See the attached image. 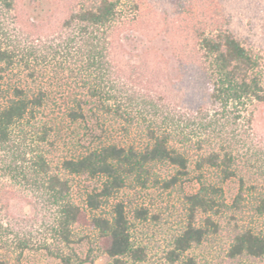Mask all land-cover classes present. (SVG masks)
Segmentation results:
<instances>
[{
	"label": "trees",
	"instance_id": "trees-1",
	"mask_svg": "<svg viewBox=\"0 0 264 264\" xmlns=\"http://www.w3.org/2000/svg\"><path fill=\"white\" fill-rule=\"evenodd\" d=\"M174 1L181 15L193 17L194 0ZM143 4L142 0H0V81L16 68L27 69L31 79L40 77L35 47L16 45L11 35H20L24 41L57 37L62 42L61 64L68 65L80 91L69 111L71 120L97 118L99 113L116 116L129 128H142L148 139L142 149L101 144L65 159L61 171L101 182L81 206L73 197L70 181L53 170L49 158L51 130L37 118L45 105V91L29 94L14 86L9 96L3 97L0 91V178L25 182L33 191L37 217L52 216L46 225L49 238L42 248L62 264H75L76 229L80 228L94 233V245L85 262L93 264L98 255L105 254L112 264H141L147 251L134 241L125 203H115L108 214L100 211L128 187L147 189L160 183L155 174L159 166L175 168L176 174L163 182L164 189L175 188L190 174L188 152L194 148L202 153L196 169L216 170L218 181L200 178L198 191L185 196L188 219L173 239L168 260L172 264L181 261L209 237L228 230L225 264L261 262L264 234L238 223L246 201L244 183L232 205L223 188L236 176V131L243 124L250 126V108L264 103L261 57L230 31L223 14L212 9L210 19L193 25L192 35L184 41L170 39L174 52L162 53L164 84L155 89L135 59L153 49L138 35L137 13ZM118 84L129 88L126 95L117 90ZM154 89L155 97L151 94ZM176 98L201 121L204 133L197 141L176 126L171 114ZM159 111L166 113L161 124L147 117L146 113L158 116ZM29 133L35 138L31 149L23 142ZM257 210L264 215V200ZM133 213L137 220L149 219L146 208Z\"/></svg>",
	"mask_w": 264,
	"mask_h": 264
},
{
	"label": "rangeland",
	"instance_id": "rangeland-1",
	"mask_svg": "<svg viewBox=\"0 0 264 264\" xmlns=\"http://www.w3.org/2000/svg\"><path fill=\"white\" fill-rule=\"evenodd\" d=\"M142 1L144 4L137 13L140 20L138 35H143L145 38L140 37L146 40V47L153 49L142 52V57L135 59L137 64L144 67L155 89L164 84L165 58L162 53L172 55L174 52L169 46L170 39H174V42L184 41L188 35H192L193 25L210 19L212 9L223 14L230 22V31L247 48L261 57L264 83V0H194L193 17L181 15L174 0ZM11 36L16 45L35 47L39 58L37 68L40 77L31 79L27 69L16 68L4 76V81H0V91L3 97L9 96L14 86L23 87L29 94L39 90L45 91V105L39 110L37 118L51 130L49 142L53 145L47 149L53 170L70 181L75 201L85 206L87 194L101 187L100 180L66 174L60 169L62 162L83 155L101 144L134 145L142 149L148 143L146 132L137 125L133 128L127 127L126 123L116 116L101 113L97 118L90 116L87 120L72 121L69 111L80 91L76 89L75 77L68 65L61 64V40L57 37L56 40L52 37H32L24 41L20 35ZM20 40L23 41L22 44ZM72 68L76 71L75 65ZM129 85L132 87V84ZM116 86L123 95L127 94L129 88L126 85ZM184 88L188 90V87ZM155 89L151 93L154 97L158 95ZM2 94L0 92V95ZM136 106L139 108L137 103ZM172 106L171 114L176 126L197 141L204 133L201 121L195 113L181 105L179 98H176ZM250 110L252 124H243L240 130L236 131V176L228 180L223 188L227 203L232 205L244 183L246 201L238 223L240 226L253 227L264 234V215L260 216L257 210L261 200H264V103L256 104ZM163 113L165 112L159 111L158 116L153 112L146 114L149 119L153 118L161 124L166 117V113ZM34 141L32 133L23 138L24 145L29 149ZM201 155L197 149L189 150L190 174L182 177L175 188L166 190L163 187L164 180H169L176 174L175 168L159 166L155 169V174L160 183H152L147 189L128 187L103 205L100 213L108 214L115 203H125L132 223L134 241L147 251V259L141 264H172L167 258L168 252L174 237L180 233L188 219L185 196L198 191L200 178L211 182L218 181L216 170L196 169V161ZM20 183L0 178V264H62L42 248L49 238L46 225L52 222V216L37 217L33 206V191L25 182ZM141 207L148 209V221L135 218L134 210ZM229 237L228 230L213 235L174 264H225ZM75 241L74 249L78 255L75 264H92L85 262V259L94 245V233L82 228L76 229ZM93 264H112V260L108 255L100 254ZM247 264H264V260Z\"/></svg>",
	"mask_w": 264,
	"mask_h": 264
}]
</instances>
